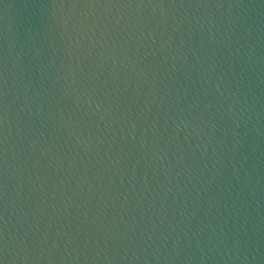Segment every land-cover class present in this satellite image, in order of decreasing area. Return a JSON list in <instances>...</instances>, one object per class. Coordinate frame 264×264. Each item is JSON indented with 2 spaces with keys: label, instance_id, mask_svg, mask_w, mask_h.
I'll return each instance as SVG.
<instances>
[{
  "label": "water",
  "instance_id": "water-1",
  "mask_svg": "<svg viewBox=\"0 0 264 264\" xmlns=\"http://www.w3.org/2000/svg\"><path fill=\"white\" fill-rule=\"evenodd\" d=\"M0 264H264V0H0Z\"/></svg>",
  "mask_w": 264,
  "mask_h": 264
}]
</instances>
